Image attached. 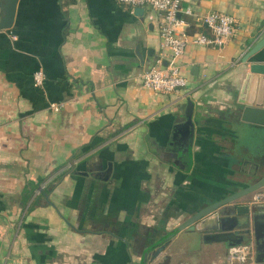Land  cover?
<instances>
[{
	"label": "crops",
	"instance_id": "obj_1",
	"mask_svg": "<svg viewBox=\"0 0 264 264\" xmlns=\"http://www.w3.org/2000/svg\"><path fill=\"white\" fill-rule=\"evenodd\" d=\"M212 12L235 17L233 37L189 45L187 87L159 93L142 76L167 54L160 11L19 0L0 30V264H240L231 241L214 239L219 213L183 225L264 178V126L241 120L245 107L264 109V74L251 72L264 49L247 58L264 37V0H181L189 34L209 33ZM189 101L192 138L179 129ZM235 204L250 209L238 217L250 224L246 264H264L254 239L257 228L264 240V187L219 212Z\"/></svg>",
	"mask_w": 264,
	"mask_h": 264
},
{
	"label": "built area",
	"instance_id": "obj_2",
	"mask_svg": "<svg viewBox=\"0 0 264 264\" xmlns=\"http://www.w3.org/2000/svg\"><path fill=\"white\" fill-rule=\"evenodd\" d=\"M120 4L133 8L150 7L160 11L163 15L160 25L161 46L164 52L157 58L155 64L142 76V83L146 89L159 93H174L187 87L188 80L182 74L179 64L189 45L207 47H224L233 37L237 20L235 17L218 12H212L203 19L209 33L189 34L188 24L180 17L181 0H117ZM191 15L190 10L185 11ZM43 71H37L33 75L36 87L44 83ZM63 103H52L50 108L58 112ZM251 259L249 246H237L231 248L229 261L231 263L246 264Z\"/></svg>",
	"mask_w": 264,
	"mask_h": 264
},
{
	"label": "water",
	"instance_id": "obj_3",
	"mask_svg": "<svg viewBox=\"0 0 264 264\" xmlns=\"http://www.w3.org/2000/svg\"><path fill=\"white\" fill-rule=\"evenodd\" d=\"M1 5L0 12V30L11 29L13 23L15 21V15L17 10V5L19 0H3ZM264 49V37L261 39L248 53V59L258 54L261 50ZM251 72L264 74V64L258 63L251 65ZM193 110L194 105L192 101L188 102L185 118L186 121L184 125L180 126L179 129L184 130L181 133L185 136L192 138V134L194 133L195 125L193 122ZM241 120L246 123H251L255 125H263L264 126V109L255 108V107H245ZM264 187V178L241 188L239 191L223 198L220 201L214 202L211 205H208L203 210L196 213L193 217H191L186 223H184L183 227L190 226L194 228L196 222L200 219L209 216L214 213H219L221 215L222 226L221 230L224 231L222 235H217L214 237L215 240L219 241H231L230 245L233 247L241 246L245 242L244 234L251 235V231L249 229V223H241L239 220V216L249 215L250 209L249 206L244 204H235L233 206L234 209L230 211H220L219 210L232 203L238 202L241 198L252 194L259 189ZM255 239V253H256V262H264V240L259 233L257 228L254 232ZM251 244V241L248 245ZM162 248V247H160ZM159 248V249H160ZM161 251V250H160Z\"/></svg>",
	"mask_w": 264,
	"mask_h": 264
},
{
	"label": "flooded vegetation",
	"instance_id": "obj_4",
	"mask_svg": "<svg viewBox=\"0 0 264 264\" xmlns=\"http://www.w3.org/2000/svg\"><path fill=\"white\" fill-rule=\"evenodd\" d=\"M241 246H243V245H241Z\"/></svg>",
	"mask_w": 264,
	"mask_h": 264
}]
</instances>
